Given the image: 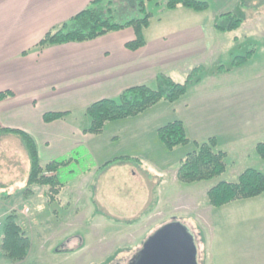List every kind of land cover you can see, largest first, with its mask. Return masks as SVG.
<instances>
[{"label":"rangeland","instance_id":"1","mask_svg":"<svg viewBox=\"0 0 264 264\" xmlns=\"http://www.w3.org/2000/svg\"><path fill=\"white\" fill-rule=\"evenodd\" d=\"M206 1L210 4L207 10L194 11L184 7L168 9L167 0H145L146 12L151 14L146 36L200 24L209 48L207 57L217 55L214 53L218 48L214 51L212 48L214 36H217L215 44H221L220 57L224 61H233L232 64L226 63L227 72L231 71L227 77L234 79L233 88L236 86L238 93L252 91L254 94L255 100L245 101L253 104L249 116L260 113V110L264 116V0ZM120 10L124 9L121 7ZM130 11L125 16H143L139 10ZM229 11L243 19L242 26L225 34L217 32L214 20L222 12ZM121 15L119 18L124 17ZM246 56V62L234 63ZM211 62L213 60H207L208 67H203L206 76L205 80L201 79L205 86H200L198 91L193 89L196 91L191 92L192 99L215 92L208 81L213 75L209 71L217 74L223 71L219 64L212 67ZM203 74L199 73L201 77ZM175 79L184 82L187 77L176 75ZM199 82L191 83L189 90L197 88ZM182 99L178 100L180 105ZM82 111L74 113L81 114ZM173 116L178 115H170V118ZM188 116L193 119L189 136L197 134L200 141L214 133L225 136L220 129L227 126V117L212 114ZM148 118L145 116L141 121L130 122L141 131L140 145H133L134 137L130 134L123 135L122 140L112 139L114 131L107 126L100 138L105 150L90 154L87 148H78L72 154L74 162L61 168V178L66 183L60 195L63 202L48 201L43 191L36 192L26 206L20 202L6 204L4 201L8 197L0 196V219L4 222L7 213L3 212L4 208L8 212H17L25 233L33 241L28 257L20 264L126 263L151 234L174 222L192 236L197 264H264V193L221 207L212 206L207 196L213 185L222 180H237L247 167L264 170V159L256 152V145L264 140V132L246 133L244 138L222 147L228 153L227 170L222 175L183 183L177 177L180 162L195 144L175 149L159 148L165 146L159 142L158 134L152 129L141 128ZM197 118L200 126L195 131ZM123 131L130 133L127 129ZM129 149L136 152L134 156L130 155L135 159L112 161L127 155L126 150L133 152ZM9 159H17L21 164V172L12 167L13 172H18L16 180L3 179V174L9 173L6 172ZM29 169L30 156L22 139L15 134L0 135V193L22 190ZM67 202L71 203L70 207L66 206ZM0 264L15 262L0 249Z\"/></svg>","mask_w":264,"mask_h":264},{"label":"crops","instance_id":"2","mask_svg":"<svg viewBox=\"0 0 264 264\" xmlns=\"http://www.w3.org/2000/svg\"><path fill=\"white\" fill-rule=\"evenodd\" d=\"M91 1L0 0V91L14 92L12 96L0 101V125L20 128L32 134L42 161L70 156L74 150L81 147L87 148L90 154L106 148L102 147L100 142L104 132L98 135L85 133L83 125L86 121H82V118L76 120L68 117L45 122L43 115L46 111H82L97 100L118 97L129 87L151 84L159 73L170 74L174 79L176 75L187 77L194 68L208 67L209 59L213 60L212 67L219 64L223 71L219 74L213 70L209 71L213 75L208 77V81L213 85L215 92L192 99L191 92L205 86V70L197 88L188 90L181 105L178 101L160 102L136 117L106 124L105 129L109 126L114 131L112 139L122 140L123 135L127 137V134H130L134 137L133 145H140L138 137L141 131L130 122L141 121L145 116L149 118L143 122L141 128L152 129V132L157 134L159 126L176 117L185 122L188 133L189 129H192L190 123H193V119L188 115L197 117L212 114L227 117V126L220 129L225 136L216 133L212 135L217 137L221 147L244 138L246 133L250 134L255 130L264 132L262 111L255 112L253 116L260 118L253 119V116H249L253 104L245 103L247 100H255L254 94L252 91L238 93L235 90L237 87L233 88L234 79L227 77L231 71L227 72L226 69V63L232 64L233 61H224L222 56L220 57L221 44H215L217 36H214L212 42L213 51L218 48L214 53L217 55L207 57L209 48L206 34L198 23L170 33L147 35V43L136 50L126 46L127 42L136 37L133 27L113 31L90 41L66 42L43 49L36 47L50 29L83 10ZM215 30L227 33L216 28ZM212 33L214 34V31ZM170 115L178 116L170 118ZM198 121L197 118L195 131H198L197 126H200ZM124 129L130 130V133H124ZM195 135L190 136L191 142L186 146L200 141V136ZM159 142L165 146L160 137ZM130 151L133 152L126 150L125 154L134 156L136 152L133 149ZM9 160V168L6 171L9 173H4L3 179L16 180L18 172H13L12 167L21 172V164L17 159ZM262 171L264 172L263 169ZM89 173H92V170ZM21 191L0 193V196L11 195L4 201L6 204L20 202L26 206L34 194L24 196ZM60 200L63 202V199ZM66 206L70 207L71 203L67 202Z\"/></svg>","mask_w":264,"mask_h":264},{"label":"trees","instance_id":"3","mask_svg":"<svg viewBox=\"0 0 264 264\" xmlns=\"http://www.w3.org/2000/svg\"><path fill=\"white\" fill-rule=\"evenodd\" d=\"M242 2L245 1L242 0ZM166 6L171 10L182 6L194 11H205L210 4L206 0H167ZM121 7L124 10H120ZM130 10H139L143 16H125L131 12ZM119 14L124 17L119 18ZM150 16L151 14L145 9V0H92L83 10L50 29L36 47L43 49L66 42L90 41L113 31L133 27L136 37L127 42L126 46L136 50L147 43L145 30L149 26ZM242 24L243 19L232 11L222 12L214 21V27L217 30L227 32L237 30ZM247 60L248 56L240 57V60L234 63H244ZM203 70V67L194 68L184 82L174 79L170 74L159 73L153 83L129 87L116 98L97 100L86 107L81 114L68 110H50L44 113L43 118L45 122L68 117L76 120L82 118V121H86L83 125L85 133L102 134L109 122L136 117L160 102L175 103L182 99L188 93L190 84L201 80L199 73L201 74ZM13 94L11 90L0 91V101ZM157 132L162 143L169 149L188 145L191 142L187 126L179 118L159 126ZM5 133L19 136L30 156V170L27 183L21 191L22 195L30 196L43 191L48 201L60 202V195L66 184L61 178V168L74 162L72 154L77 149L70 156L42 161L37 142L32 134L20 128L0 125V135ZM194 144L195 147L181 159L177 172L181 182L194 183L210 180L227 170L228 153L219 145L216 136L194 141ZM256 152L260 158L264 159V140L258 142ZM128 159L135 158L123 155L112 161ZM263 193L264 172L254 167H247L240 173L237 180H222L213 185L207 191V196L212 206L221 207L236 200L255 198ZM6 197L9 199L11 195ZM3 212L7 213L4 215L5 219L1 228L0 249L10 261L20 264L30 253L32 239L26 234L27 232L25 233L17 212H8L7 208H4Z\"/></svg>","mask_w":264,"mask_h":264},{"label":"water","instance_id":"4","mask_svg":"<svg viewBox=\"0 0 264 264\" xmlns=\"http://www.w3.org/2000/svg\"><path fill=\"white\" fill-rule=\"evenodd\" d=\"M157 239H162L163 244L154 252ZM146 249L138 264H197L194 240L179 223H170L159 229Z\"/></svg>","mask_w":264,"mask_h":264},{"label":"flooded vegetation","instance_id":"5","mask_svg":"<svg viewBox=\"0 0 264 264\" xmlns=\"http://www.w3.org/2000/svg\"><path fill=\"white\" fill-rule=\"evenodd\" d=\"M157 232V231H156ZM155 233L151 234L146 241L140 246L139 250L137 251L136 254H133V256L130 257V259L126 262V263H117V264H138L140 262L141 259L144 258L145 256V250L146 249V245L148 244V242L150 241V239H152L155 236ZM165 238V237H164ZM163 238V240H164ZM162 239H157L155 241V246H154V252L156 250V248H159L160 246H162Z\"/></svg>","mask_w":264,"mask_h":264},{"label":"built area","instance_id":"6","mask_svg":"<svg viewBox=\"0 0 264 264\" xmlns=\"http://www.w3.org/2000/svg\"><path fill=\"white\" fill-rule=\"evenodd\" d=\"M1 227H2V222H1V220H0V229H1Z\"/></svg>","mask_w":264,"mask_h":264}]
</instances>
